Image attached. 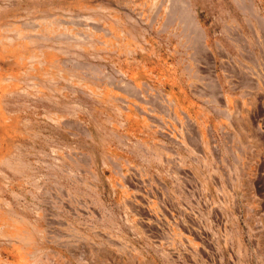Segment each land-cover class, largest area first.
Wrapping results in <instances>:
<instances>
[{"label": "rangeland", "instance_id": "374dc122", "mask_svg": "<svg viewBox=\"0 0 264 264\" xmlns=\"http://www.w3.org/2000/svg\"><path fill=\"white\" fill-rule=\"evenodd\" d=\"M159 1L0 0V226L13 214L43 232L28 247L0 237V264L31 262L30 248L34 264H264V199L240 193L232 204L228 190L263 193L264 173L155 175L123 134L136 39L148 36L136 28L155 19L136 10ZM42 18L98 33L92 45L16 39L11 23L33 33Z\"/></svg>", "mask_w": 264, "mask_h": 264}, {"label": "crops", "instance_id": "0c3cea01", "mask_svg": "<svg viewBox=\"0 0 264 264\" xmlns=\"http://www.w3.org/2000/svg\"><path fill=\"white\" fill-rule=\"evenodd\" d=\"M161 2L136 10L155 19L136 28L148 36L136 39V105L123 109L124 136H136L155 175L264 173V0H188L173 11ZM258 187H228L232 204L240 193L260 204Z\"/></svg>", "mask_w": 264, "mask_h": 264}, {"label": "bare ground", "instance_id": "6f19581e", "mask_svg": "<svg viewBox=\"0 0 264 264\" xmlns=\"http://www.w3.org/2000/svg\"><path fill=\"white\" fill-rule=\"evenodd\" d=\"M157 2H158V0H152V4L153 5L156 4ZM173 4H174L173 0L172 1L171 0H166V2L164 3V7L167 8L166 10H168V9L173 10V8H172V7H174ZM180 18H181V15H180ZM60 20H58L57 18H56V20L55 19H51V18L35 19L34 20L35 21L34 24L36 26H32V27H30L28 29V30H31V29L34 30L35 32H33V33H26L24 31L26 27L24 25H21V24L18 25L16 22L11 23L10 25H11V28H14L16 30V36H15L16 39H18L20 41H23L25 43H29V41L37 42L35 40H45L46 39V40H50L51 41V40H55V39L56 40L63 39L65 41H67V42H70V43L76 44V45H84V44L92 45L91 44L92 43V35L98 33L97 32L98 30H97L96 27H95L96 28L95 29L93 26H88V27L85 28L86 30H88L87 33L81 32V31L79 32V31H75V27H71L68 23L61 22ZM177 28H178V26H177ZM3 39H5V38H3ZM110 40L111 39L108 38L107 43L110 42ZM99 43H102V42H99ZM4 46H6V44ZM53 119L55 121H57V119L59 120L58 117H54ZM5 156H7V155H5ZM4 160H5V158H4ZM1 162H2V160H1ZM3 163H5V162H3ZM6 164L8 165V163H6ZM0 172L2 173V171H0ZM2 213H4V212H2ZM12 215L13 214H11L10 220H7L5 225L0 226V231H1V236L0 237L1 238L9 240L12 243H15L16 241H18V242L26 244L27 247H28L29 243H27V242H29V238L32 235H39L40 237H42L43 232H42L41 229H39V227H37L36 225H32L31 227L27 226V230H26L25 229L26 227L24 225H21V223H23V220L17 218L19 216L15 217V216H12ZM29 246H31V244ZM31 250H32L31 248L28 250V253H29L28 255L31 254V255H34L35 257H33V260L31 262H24L23 264H30V263L34 264L36 262V258H37L38 255L34 254L36 251L32 252Z\"/></svg>", "mask_w": 264, "mask_h": 264}]
</instances>
